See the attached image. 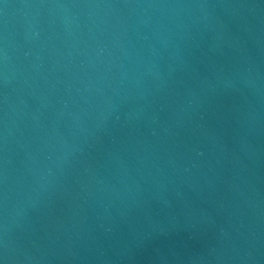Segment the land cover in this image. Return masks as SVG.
Returning <instances> with one entry per match:
<instances>
[{"label": "water", "instance_id": "95a60500", "mask_svg": "<svg viewBox=\"0 0 264 264\" xmlns=\"http://www.w3.org/2000/svg\"><path fill=\"white\" fill-rule=\"evenodd\" d=\"M3 264H264V0H0Z\"/></svg>", "mask_w": 264, "mask_h": 264}, {"label": "snow or ice", "instance_id": "6c2138e0", "mask_svg": "<svg viewBox=\"0 0 264 264\" xmlns=\"http://www.w3.org/2000/svg\"><path fill=\"white\" fill-rule=\"evenodd\" d=\"M0 264H3V261L2 260H0Z\"/></svg>", "mask_w": 264, "mask_h": 264}]
</instances>
